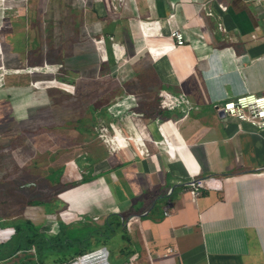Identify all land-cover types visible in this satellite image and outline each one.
<instances>
[{"label": "crops", "instance_id": "1", "mask_svg": "<svg viewBox=\"0 0 264 264\" xmlns=\"http://www.w3.org/2000/svg\"><path fill=\"white\" fill-rule=\"evenodd\" d=\"M22 3L15 14L4 15L0 8V66L24 62L32 24ZM79 5L81 18H69L67 26L82 42L75 55L84 52L86 58L70 71L114 74V86H101L114 90L110 106L116 108L79 116L73 102L62 118L96 120L102 140L97 150L92 146L72 156L85 177L71 182L74 194H63L78 207L70 206L68 213L88 215L90 234L57 239L79 246L91 239L97 246L89 253L108 252L109 264H264V128L216 110L240 95L264 94V0H118L116 9L111 0ZM170 27L182 31V45L169 37ZM20 84L0 96V113L9 118L20 116L29 103L39 105L33 93L48 89ZM91 84L84 83L78 94L90 95ZM163 89L180 92L186 105L158 110L155 100ZM79 130L96 136L90 125ZM206 176L220 179L221 186L192 197L184 183ZM81 184L86 187L77 191ZM117 214L127 224L107 235L106 224ZM61 253L55 259L68 255Z\"/></svg>", "mask_w": 264, "mask_h": 264}, {"label": "rangeland", "instance_id": "2", "mask_svg": "<svg viewBox=\"0 0 264 264\" xmlns=\"http://www.w3.org/2000/svg\"><path fill=\"white\" fill-rule=\"evenodd\" d=\"M22 2L25 6L24 16L31 20L32 25L28 29L32 33L29 39L32 40L28 39L26 56L21 66H0L3 68L0 73L7 72L0 75V96H4V90L7 91L9 86L20 82V87L25 83L28 87L46 86L48 89L41 93L34 92L32 96L37 97L40 104L33 106V103H29L20 111V116L12 113L9 118L7 112L0 113V240H4L0 242V264H54L55 257L61 251L60 247L66 248L61 253L68 254L66 257L79 248V243L63 242L57 238L65 236L70 240L84 239L90 234V227L86 222L88 215L68 213L70 206L75 209L78 207L76 203L70 204L71 199L63 197V194L68 191L74 194L71 182L75 178L85 177L78 170L79 164H72V156L89 150L88 147L92 146L90 149L97 150L98 147L95 149V146H98L101 139L98 137L100 131L96 120L85 122L86 120L71 121L62 118L72 111L73 106H70L73 102V112L79 116L82 112L84 116L85 113L115 110V104L110 106L115 101L114 90H104L102 86H110L117 79L114 74L105 72H92L89 76H84L70 71L72 65L80 64L86 58L84 52L75 55L78 43L82 42L73 36L76 29L72 33L71 24L70 30L67 26L69 18H81L82 7L79 3L82 0H0V8L4 15L15 14L17 5ZM1 24L2 22L0 26ZM119 61L118 66H121L126 59ZM34 67L43 69V72L35 71ZM14 70L20 71L12 73ZM84 77L92 83L90 89H86L90 95L85 96L78 92L83 90L84 83L88 81L80 80L77 85V78ZM57 81L72 87L61 86ZM97 83H102V86ZM3 86H7V90ZM28 97L29 100L33 99L30 95ZM5 104L14 108V102L7 100ZM123 104L126 102L120 105ZM52 116L55 118L52 119ZM86 124L90 125V131L96 136L79 130V126L81 128ZM73 128L76 130L74 136ZM89 136L91 138L87 142L85 137ZM86 154L82 157L83 160H87L85 158L89 155ZM58 167L63 169H56ZM62 174L65 180L60 179ZM63 181L67 184H60ZM85 187L81 184L77 191ZM94 218L97 220L98 216ZM27 220H31L32 225ZM31 230L41 231L45 237L26 248L27 240L22 235ZM90 240L85 239L82 245L88 249L96 247L94 241ZM108 247L110 249L111 246L108 244ZM109 258L111 259V255Z\"/></svg>", "mask_w": 264, "mask_h": 264}, {"label": "built area", "instance_id": "3", "mask_svg": "<svg viewBox=\"0 0 264 264\" xmlns=\"http://www.w3.org/2000/svg\"><path fill=\"white\" fill-rule=\"evenodd\" d=\"M3 1V0H2ZM118 0H111L112 7L116 9V4ZM156 24H153L155 27ZM169 37L177 45H182L184 43V36L182 31L178 27L169 28ZM3 70L0 67V70ZM34 67L37 72H43V69ZM20 70H14L12 73H19ZM7 73L2 71L0 75ZM77 83L81 80L84 82L90 81V79L77 78ZM97 79V77L95 78ZM187 100L180 92H172L167 89L160 90L157 93L155 104L158 110L165 109H176L182 108L186 105ZM187 110L189 108H186ZM216 110L224 116H232L237 118L240 122H245L256 129L264 128V94L256 95L254 93H247L236 97L234 100H229L221 104L216 108ZM221 186V180L214 176L206 177H190L185 183L184 187L189 192L192 197L199 195L201 190L206 188H219ZM124 224H127L125 219ZM67 264H109L108 252L104 250H96L87 254L80 255Z\"/></svg>", "mask_w": 264, "mask_h": 264}, {"label": "trees", "instance_id": "4", "mask_svg": "<svg viewBox=\"0 0 264 264\" xmlns=\"http://www.w3.org/2000/svg\"><path fill=\"white\" fill-rule=\"evenodd\" d=\"M122 219H123V222L121 221L120 216L118 214L111 216V219H109L107 224H106V226L108 228L107 229V231H108L107 235H109V234L111 235V234L115 233L116 229H119L121 226L124 225L125 218H122ZM29 224H31V223H29ZM36 236H39V237H36ZM43 236H44L43 233H41L39 231L38 232H36V231L33 232L32 230H31V232H28L25 235L24 234L22 235V237L25 238V240H27V247L26 248H28L30 246L32 247L37 242V240L41 241ZM45 239H47V238H45ZM3 241L4 240H0V242H3ZM65 249L66 248H61V251H65ZM90 250L91 249H88V248H86L83 245L79 246V248L76 249L73 254H70L68 257H62V258L56 259L54 264L61 263V262H66L71 257L76 256V255L87 254V253H89Z\"/></svg>", "mask_w": 264, "mask_h": 264}, {"label": "bare ground", "instance_id": "5", "mask_svg": "<svg viewBox=\"0 0 264 264\" xmlns=\"http://www.w3.org/2000/svg\"><path fill=\"white\" fill-rule=\"evenodd\" d=\"M15 34H16V33H15ZM1 37H2V36H1ZM1 37H0V38H1ZM2 38H3V37H2ZM2 38H1V39H2ZM6 38H7V37H6ZM8 39H9V38H8ZM10 39H12V37H10ZM3 40H5V39H3ZM0 42H1V41H0ZM13 42H14V41H13ZM1 44H3V43L1 42ZM10 44H11V43H10ZM7 45H9V43H7ZM7 45H6V46H7ZM1 50H2V49H1ZM6 90H7V89H6ZM1 91H2V90H1ZM58 96H59V95H58ZM48 105H49V104H48ZM40 110H41V109H40ZM36 112H37V110H36ZM34 122H35V121H34ZM38 122H39V121H38ZM59 124H60V123H59Z\"/></svg>", "mask_w": 264, "mask_h": 264}, {"label": "flooded vegetation", "instance_id": "6", "mask_svg": "<svg viewBox=\"0 0 264 264\" xmlns=\"http://www.w3.org/2000/svg\"><path fill=\"white\" fill-rule=\"evenodd\" d=\"M25 221H26V220H25ZM25 221H24V222H25ZM27 222H29V223H30V222H31V220H27ZM39 232H41V231H39ZM41 233H42V232H41Z\"/></svg>", "mask_w": 264, "mask_h": 264}]
</instances>
